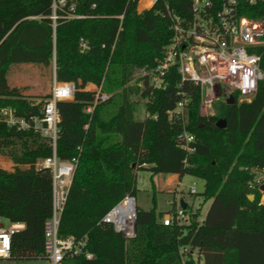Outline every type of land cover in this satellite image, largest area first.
<instances>
[{"label": "trees", "instance_id": "trees-1", "mask_svg": "<svg viewBox=\"0 0 264 264\" xmlns=\"http://www.w3.org/2000/svg\"><path fill=\"white\" fill-rule=\"evenodd\" d=\"M48 3L0 0V86L5 87L13 64H53L54 79L73 84L72 99L57 102L55 155L76 158L57 232L85 238L84 249L92 258L65 255L63 264H264V200L258 203L259 192L246 186L255 171L264 170V79L249 101L234 98L231 104L217 105L214 114L200 116L197 89L188 82L178 85V75L170 68L166 86L153 89L144 104L155 117L135 118L133 97L139 90L131 83V71L160 60L170 34L167 21L154 8L136 14L134 2L83 0L87 16L58 21L52 34L45 18ZM242 13L264 24V0L244 6ZM28 15L42 18L25 19ZM259 53L264 72V45ZM87 83L106 98L94 101L96 89H85ZM181 90L189 97L183 126L194 136V150L188 153L178 147L182 124L166 114ZM148 94L143 89L140 96ZM29 97L8 89L0 93V106L23 116L38 114L44 99L34 102ZM219 119L224 120L222 128L215 125ZM50 153L44 136L0 121V161L18 168L0 167V218L23 225L11 236L9 259L44 258L51 178L34 163ZM138 169H147L150 178L174 173L201 179L200 206L191 209L185 203L183 219L163 225L164 211H156L152 195L149 209L135 207L134 235L123 238L101 218L125 195L133 196ZM175 205L172 196L166 211Z\"/></svg>", "mask_w": 264, "mask_h": 264}, {"label": "built area", "instance_id": "built-area-1", "mask_svg": "<svg viewBox=\"0 0 264 264\" xmlns=\"http://www.w3.org/2000/svg\"><path fill=\"white\" fill-rule=\"evenodd\" d=\"M83 0H49L48 20L53 34L58 21L80 19L87 16L81 8ZM134 2L136 14L154 8L155 14L167 21L170 32L167 44L163 47L160 60L152 66L134 67L131 71V83L139 93L135 96L143 105L148 101L153 89L166 86L164 76L173 68L178 75V85L188 82L198 91L200 116L214 114V105L226 104L228 97L237 102L249 101L254 95L257 84L264 79L260 67L259 48L264 45V24L261 20L249 18L242 13L247 5H254L260 0H126ZM94 6L90 4V8ZM123 14L116 16L119 24ZM25 19L40 20V15H28ZM116 35V34H115ZM81 48L86 43L80 40ZM102 46V45H101ZM112 45L110 46V51ZM147 89L149 94L140 93ZM74 87L70 81H56L53 73L49 83L48 97L40 105L38 114L20 115L10 106H0V121L17 131L30 130L47 138L51 145L50 155L38 159L34 168H44L51 178L50 215L43 224V256L49 264H63L65 255L81 254L92 258L84 249L85 238L75 240L73 236H59L57 232L59 217L63 209L67 189L75 167L76 158L61 159L55 155L54 144L57 135L59 113L57 102L70 100ZM180 98L166 114L182 124L178 135V147L185 152L194 150V136L184 128L186 121V103L188 94L177 92ZM95 100H104L106 95L96 89ZM90 110V107L87 108ZM144 116L155 117L144 110ZM264 177V170L260 171ZM188 192L195 194V184L188 186ZM133 196L125 195L111 207L101 221L112 226L123 238L134 235ZM184 210L175 205L172 211H165L161 223L169 225L173 220L181 221ZM23 227L22 223L0 222V259L8 258L11 236ZM184 248L179 250L183 253Z\"/></svg>", "mask_w": 264, "mask_h": 264}, {"label": "rangeland", "instance_id": "rangeland-1", "mask_svg": "<svg viewBox=\"0 0 264 264\" xmlns=\"http://www.w3.org/2000/svg\"><path fill=\"white\" fill-rule=\"evenodd\" d=\"M51 78L52 65L45 67L39 64H13L8 68L6 74V84L5 87L0 86V93L11 89V91L14 93L37 98L38 101H41L45 99L48 91L42 95H27L26 93L29 91V89L34 87H48ZM85 88L88 90L98 89L91 83L86 84ZM133 99L137 101L135 118L140 119L144 116V105L139 102L138 98L133 97ZM217 107V105H214L215 110H217ZM4 164H7L6 166H8V168L10 167L15 171H18L17 166L14 165V163H11L9 160L0 161V165ZM19 169L22 170L23 167L21 166ZM252 172H254L253 169ZM167 179L168 177L165 174H154L150 178V172L147 169L136 170L133 193L135 207L143 210L149 209L152 206L151 196L154 195L156 211L165 212L169 208V203L171 202L173 196L172 191H175V204L179 205V202L183 201L189 205L191 209H195L200 206L201 199L198 193H200L202 190L203 181L201 179L184 174L180 178L176 179L171 187L167 184ZM192 182L195 184V194H190L188 192V186ZM262 184H264V177H262L260 172L257 171L254 172L253 178L246 183V186L249 190L255 189L259 192L258 203H262L264 200V188L260 189ZM168 189H172L171 192L168 193ZM249 195L252 194L249 193ZM208 203L209 202H205L201 205V214L206 211ZM0 222L4 226L8 224V222L2 218H0ZM23 261L26 260L3 258L0 259V264H22Z\"/></svg>", "mask_w": 264, "mask_h": 264}, {"label": "crops", "instance_id": "crops-1", "mask_svg": "<svg viewBox=\"0 0 264 264\" xmlns=\"http://www.w3.org/2000/svg\"><path fill=\"white\" fill-rule=\"evenodd\" d=\"M89 84V83H87ZM48 88H49V85L48 87H40V88H37V87H34V88H31L29 89V91L26 93L27 95H42V94H45L47 93L48 91ZM86 89V88H85ZM31 100H33L34 102L38 101L37 98H33V97H29ZM7 164H4L2 166H0L1 168H4L5 170L7 169H11L10 167L8 168V166H6ZM166 176L168 177L167 181H168V185L171 187L175 180L180 178L177 176V174H166ZM172 189H168V193L171 192ZM173 193V197H174V194H175V191H172ZM22 264H49V261L46 259V258H35V259H30V260H26V261H23Z\"/></svg>", "mask_w": 264, "mask_h": 264}, {"label": "water", "instance_id": "water-1", "mask_svg": "<svg viewBox=\"0 0 264 264\" xmlns=\"http://www.w3.org/2000/svg\"><path fill=\"white\" fill-rule=\"evenodd\" d=\"M52 70H53V64H52ZM231 103H233V99L231 97H228L227 100H226V104H231ZM215 125L217 127H220V128L224 127V120L223 119L217 120V122L215 123ZM263 188H264V184H262L260 186V189H263ZM248 198H249V200H251L252 195H248ZM179 206L182 207V208H184L185 207V203L183 201H180L179 202Z\"/></svg>", "mask_w": 264, "mask_h": 264}]
</instances>
